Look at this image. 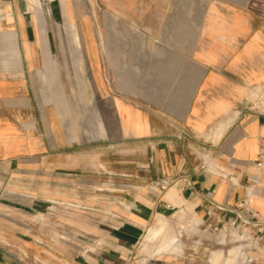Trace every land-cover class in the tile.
Here are the masks:
<instances>
[{"label":"crops","instance_id":"obj_1","mask_svg":"<svg viewBox=\"0 0 264 264\" xmlns=\"http://www.w3.org/2000/svg\"><path fill=\"white\" fill-rule=\"evenodd\" d=\"M115 1L96 46L55 0H0V190L17 175L37 214L18 238L2 217L0 264H127L176 211L250 220L264 264V111H242L264 89V0Z\"/></svg>","mask_w":264,"mask_h":264},{"label":"rangeland","instance_id":"obj_2","mask_svg":"<svg viewBox=\"0 0 264 264\" xmlns=\"http://www.w3.org/2000/svg\"><path fill=\"white\" fill-rule=\"evenodd\" d=\"M125 4L130 2L115 1H99V0H55L54 8L59 14L62 9H68L69 12L75 16H71L76 25L82 22V18L86 16L92 26V40L96 43L99 40V24L100 14L105 11L110 14L115 9L123 10ZM124 11V10H123ZM59 18V24L63 25L66 20L62 17ZM71 22L68 19L67 25ZM72 40L79 39V34L70 33ZM82 40V39H80ZM98 55V49L96 47V56ZM62 57V54L59 55ZM77 67V66H76ZM87 67V66H86ZM98 67V66H96ZM87 72V70H86ZM264 111V89L256 96H252L251 100L245 101L242 106V111ZM10 184H7V191L4 193L0 190V200L5 203H9L10 207L7 212H0V233L6 226V232L11 236L19 237L21 230L20 222L33 220L37 214L34 212H26L22 210L21 200L24 196L22 188L18 185V176L12 174L10 176ZM9 179V177H8ZM1 184V183H0ZM31 196H34L32 194ZM44 200H52L50 193H43ZM7 217L11 222V225L5 224L1 221L2 217ZM43 220L51 217L50 211H43L39 214ZM60 219H64L62 215H59ZM64 231L65 228H63ZM138 244L130 250V263L131 264H149L152 260H155L156 264H165L163 262H173L175 264H248L249 256L246 252H249L252 248H262L256 236L252 235L250 226L244 224H237L232 226V222L221 220V223L215 221L207 222L206 220H199L196 222L193 216L186 213L174 212L170 216L165 218L155 217L150 220L145 228L143 235ZM142 235V236H143ZM6 241L0 240V245L3 246ZM60 246H65V242H60ZM16 245V244H15ZM18 246H10L13 252L17 251ZM62 248V247H60ZM170 254L167 257H155L158 254ZM70 258L67 256L59 257L58 260L50 257H43L42 259L35 260L29 255L25 260L29 264H67ZM252 260H251V263Z\"/></svg>","mask_w":264,"mask_h":264},{"label":"built area","instance_id":"obj_3","mask_svg":"<svg viewBox=\"0 0 264 264\" xmlns=\"http://www.w3.org/2000/svg\"><path fill=\"white\" fill-rule=\"evenodd\" d=\"M247 112H250V111H247ZM258 167L261 168V167H264V153L261 154L260 156V161L258 162ZM159 188L161 191H164L165 188H166V185L165 184H159V185H151L149 187L150 190H153L154 188ZM252 215V217H254L255 215L253 213H250ZM209 216H211V214L209 213L208 214ZM228 221L232 222V226H235L237 224H244V225H247L249 226L250 224V220H242L238 217H229L228 218ZM218 223H221V221H219ZM127 264H131L130 261L127 263Z\"/></svg>","mask_w":264,"mask_h":264}]
</instances>
